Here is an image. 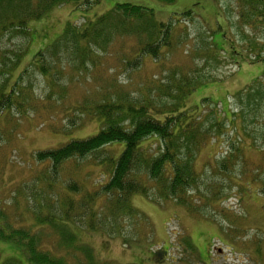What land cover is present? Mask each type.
<instances>
[{
	"label": "rangeland",
	"instance_id": "374dc122",
	"mask_svg": "<svg viewBox=\"0 0 264 264\" xmlns=\"http://www.w3.org/2000/svg\"><path fill=\"white\" fill-rule=\"evenodd\" d=\"M125 2L152 8L158 21L168 22L173 17L177 22L182 17L180 14L188 9H192L198 18H183L180 26H187L188 38L182 35V45L169 54L164 63L146 56L138 59V66L132 63L125 67V60L135 56L133 47L137 40L134 36L119 37L110 43L107 51L99 52L98 68L80 74L69 65L61 78L68 86L61 89L60 86H47L36 65L32 64L40 58L38 54L64 33L67 23L84 25L96 15ZM238 3L239 0H175L170 3L160 0H72L53 5L42 17L29 20V39L18 32L0 39V67L5 60L7 64L17 60V52L25 50L26 53L11 71L12 77L10 73L0 74V84L7 85L0 89L10 90L21 75L18 83L24 85L12 88L23 94L17 98L22 105L15 102L10 108L0 107V228L9 230L25 226L52 233L49 238L45 236L43 247L55 254L64 250L56 243L53 245L58 236L51 228H37V220L34 221L44 192L43 183L36 180L41 169L37 152L58 146L72 136L86 137L96 133L100 120L80 114L78 108L84 104L90 106L102 100L104 94L117 89L119 86L107 85L113 78L129 85L121 87L137 95L139 87L148 79L159 81L169 73L170 65H178L208 79L188 100L190 105H202L200 116L204 120L215 121L212 113L221 111L227 116L231 112L237 115L235 125L226 121L230 134L219 137L221 142L214 138L200 154L198 169L202 175L198 188L193 191L196 202L191 206L192 210L174 200L138 193L132 197L137 217L130 219L124 229L126 238L132 241L125 244L120 235L110 236L102 229L73 225L77 243L90 246L98 261L110 264H264V195L259 192L264 171L259 172L261 166L255 164L264 156V99L255 95L260 91L264 93V61L252 59L259 53L264 56V32L253 31L249 26L244 28L243 22L239 24ZM208 30L217 45L227 50L223 53L222 63L207 64L195 54L194 50L203 46L202 33ZM183 32V28L178 30V33ZM27 68V73L23 74ZM204 98L208 100L201 104ZM253 140L256 143L252 146ZM231 141L244 147L247 158L246 163L239 160L233 170L237 183L226 178L222 180V173L216 172ZM124 145L116 143L113 146L116 154L124 149ZM92 160L89 156L85 161H78L79 168L86 167L81 174L84 180L86 173L100 168L96 169L92 180L88 177L90 188L107 180L101 175L104 169L93 166ZM65 165L68 167L69 163ZM254 174L260 184L253 182ZM66 179L64 176V183H67ZM220 181L225 185L220 189L221 200L212 205L205 204V195L212 196L213 186H219ZM200 196L203 200H199ZM66 257L69 264H73L71 255ZM9 259L29 264L22 247L0 237V264Z\"/></svg>",
	"mask_w": 264,
	"mask_h": 264
},
{
	"label": "trees",
	"instance_id": "16d2710c",
	"mask_svg": "<svg viewBox=\"0 0 264 264\" xmlns=\"http://www.w3.org/2000/svg\"><path fill=\"white\" fill-rule=\"evenodd\" d=\"M70 1L0 0V39L14 32L29 39V20L42 17L53 5ZM160 1L170 3L175 0ZM238 5L239 24L243 22L244 28L249 26L253 31L260 29L264 32V0H239ZM180 15L182 17L177 22L173 17L168 22L158 21L152 8L129 2L118 3L112 10L96 15L84 25L67 23L64 33L49 48L42 50L38 54L40 58H36L32 64L36 65L47 86H60L61 89L68 86V82H62L61 78L69 65L80 74L83 71L89 73L99 66L100 51H107L114 39L127 36H134L137 44L133 47L135 56L125 60V67L132 63L138 66V59L146 56L164 63L169 54L182 45V35L188 38L187 26H180L183 18H198L192 9ZM180 28H183V33H178ZM202 35L203 46L196 48L195 54L207 64L222 63L223 53L226 54L227 50L217 45L210 30ZM16 54L17 60H11L10 64L4 61L0 74L10 73L13 76L11 71L26 53L24 50ZM252 59L264 61V56L259 53ZM35 61L38 63L35 64ZM169 69V73L159 81L148 79L139 87L137 95L121 87L129 85L122 84L119 78H113L107 85L119 86L117 89L104 94L102 100L90 106L84 104L78 108L80 114H89L100 120L96 133L86 137L72 136L58 146L37 152L41 169L36 180L43 183L44 192L39 200L42 201L41 207L34 213V221L37 220V228H51L58 236V241L53 245L56 243L64 250L55 254L43 247L45 236L49 238L52 233L46 234L25 226L11 227L9 230L0 228V237L22 247L29 264H69L68 254L73 258V264H110L98 261L90 246L78 244L72 226L102 229L110 236L124 237L127 244L132 239L126 238L124 229L130 219L137 217L132 197L138 193L174 200L192 210L191 206L196 202L193 191L201 182L202 173L198 169L200 154L209 143L214 142V138L216 141L222 139L219 137L224 134H230L226 121L235 125L237 115L231 112L227 116L221 111L212 113L215 121L204 120L200 116L202 105H190L188 100L200 85L208 81L206 76L191 73L178 65H170ZM26 71L28 68L22 73ZM19 79H22V75L11 85L12 88L24 86L18 83ZM0 86L7 85L3 83ZM12 88L0 89V107L10 108L15 102L22 105L17 98L23 94ZM53 88L51 91H54ZM255 95L264 99L261 91ZM207 100L201 99V104ZM116 143L125 144L117 154L113 149ZM251 143L253 146L256 142L253 140ZM236 144V141L230 142L220 167L216 169L217 173H222V180L226 178L231 183H237L238 178H234L233 170L238 161L245 160L246 163L247 160L244 147ZM89 156L93 159L92 165L101 166L104 169L101 175L107 178L105 182L95 187L93 185L94 188L89 187L87 179L90 177L92 180L96 169L100 168L86 173L84 180L81 174L86 167H78V161H85ZM263 162L264 156L255 163L261 166V170L257 168L256 171H264ZM66 163H69L68 167ZM211 167L215 168L214 165ZM256 175L253 182L260 184ZM64 176L67 183H64ZM221 181L219 186H213L212 196L205 195V204L212 205L221 200L220 189L225 187ZM259 192L264 195V179ZM200 197L198 199L203 200ZM55 235L54 240L57 239ZM4 264L20 262L9 259Z\"/></svg>",
	"mask_w": 264,
	"mask_h": 264
}]
</instances>
